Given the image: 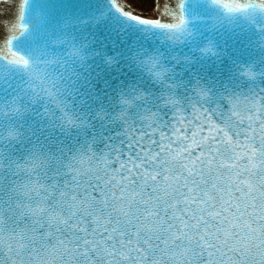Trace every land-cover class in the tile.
I'll return each mask as SVG.
<instances>
[{
	"label": "water",
	"instance_id": "obj_1",
	"mask_svg": "<svg viewBox=\"0 0 264 264\" xmlns=\"http://www.w3.org/2000/svg\"><path fill=\"white\" fill-rule=\"evenodd\" d=\"M153 15L180 27L172 32L133 23L110 0H0V264H77L73 257L49 254L62 233L48 225V212L62 190L102 199L101 191L123 171L120 165L143 155L142 149L170 159L167 149L190 143L197 130L220 136L215 129L227 131L226 122L234 141L237 130L245 141L249 123L259 137L264 1L158 0ZM13 55L30 67L13 63ZM151 60L165 73L160 83L147 69ZM13 107L19 109L15 114ZM9 129L14 139L5 138ZM37 157L45 163L30 171L28 162ZM25 184L56 186L44 202L46 212L24 209L47 195L31 192L29 198ZM178 259L209 261L207 251L194 246ZM79 264L86 262L81 258ZM222 264H264V255L257 249L229 253Z\"/></svg>",
	"mask_w": 264,
	"mask_h": 264
},
{
	"label": "snow or ice",
	"instance_id": "obj_2",
	"mask_svg": "<svg viewBox=\"0 0 264 264\" xmlns=\"http://www.w3.org/2000/svg\"><path fill=\"white\" fill-rule=\"evenodd\" d=\"M142 3L144 0H110L113 10L128 21L164 31L179 29V25L170 28L157 17L143 15L139 7ZM157 7L158 0H153L154 10ZM12 62L25 70L30 67L27 59L15 55ZM145 63L155 77L164 75L163 70L152 71L155 60ZM10 111L15 114L19 109ZM248 119L254 121L251 115ZM225 127L227 131L215 129L222 133L220 136L211 130L208 136H202L199 130L193 132L190 143L166 150L170 159L150 147L142 149L143 155L137 152L127 164L120 165L123 171L114 174L101 191L102 199L87 195L78 198L74 191L70 194L62 190L47 215L48 225L62 233L55 237L49 254L73 257L77 264L81 258L86 264H148L149 259L151 264H164L161 257H167L170 264H182L178 257L186 256L193 246L207 251L208 264H222L229 253L247 255L253 249L264 255V120L259 123V137L249 123L251 131L243 133L244 142L239 139V130L234 141L229 135L232 126L226 122ZM15 136L12 129L5 133L8 139ZM213 140L218 143L213 145ZM194 148L199 149V155ZM44 163L37 157L28 162L29 170L39 169ZM117 174L119 179L115 178ZM55 187L23 185V193L29 198L31 192L37 196L41 191L47 193L40 196L37 207L25 205L24 209L31 215L46 212L44 202ZM56 209H65L67 214ZM24 239L36 241L34 236ZM8 247L13 250L12 244ZM17 254L23 259L22 253Z\"/></svg>",
	"mask_w": 264,
	"mask_h": 264
},
{
	"label": "clouds",
	"instance_id": "obj_3",
	"mask_svg": "<svg viewBox=\"0 0 264 264\" xmlns=\"http://www.w3.org/2000/svg\"><path fill=\"white\" fill-rule=\"evenodd\" d=\"M75 52V50L74 49H69L68 51H67V54H68V56L69 57H71V58H74L76 55H73V53ZM147 69H148V65H147ZM161 70H163L162 68H160V67H158L157 66V64H156V67L152 70L153 72H159V71H161ZM164 72V71H163ZM151 73V72H150ZM151 75H152V78L154 79V81L156 82V83H160L162 80H163V78H164V76H163V78L161 79V78H157V77H155L152 73H151ZM164 75H165V73H164ZM0 103H3V101H0ZM4 147V141H3V139L2 138H0V149H2Z\"/></svg>",
	"mask_w": 264,
	"mask_h": 264
},
{
	"label": "rangeland",
	"instance_id": "obj_4",
	"mask_svg": "<svg viewBox=\"0 0 264 264\" xmlns=\"http://www.w3.org/2000/svg\"><path fill=\"white\" fill-rule=\"evenodd\" d=\"M139 7H140V10H141L143 15L149 16V12L153 8V1L152 0H144V3L139 5Z\"/></svg>",
	"mask_w": 264,
	"mask_h": 264
},
{
	"label": "bare ground",
	"instance_id": "obj_5",
	"mask_svg": "<svg viewBox=\"0 0 264 264\" xmlns=\"http://www.w3.org/2000/svg\"><path fill=\"white\" fill-rule=\"evenodd\" d=\"M153 11H154V8H152V10L149 12L150 17H156L155 15H153Z\"/></svg>",
	"mask_w": 264,
	"mask_h": 264
}]
</instances>
